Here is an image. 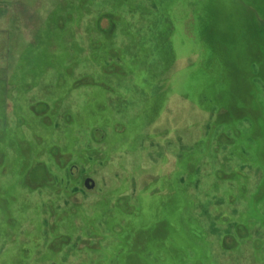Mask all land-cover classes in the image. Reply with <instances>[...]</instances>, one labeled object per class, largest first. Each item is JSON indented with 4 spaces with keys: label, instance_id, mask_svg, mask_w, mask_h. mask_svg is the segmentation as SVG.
Masks as SVG:
<instances>
[{
    "label": "rangeland",
    "instance_id": "obj_1",
    "mask_svg": "<svg viewBox=\"0 0 264 264\" xmlns=\"http://www.w3.org/2000/svg\"><path fill=\"white\" fill-rule=\"evenodd\" d=\"M133 258L264 264V0H0V264Z\"/></svg>",
    "mask_w": 264,
    "mask_h": 264
},
{
    "label": "water",
    "instance_id": "obj_2",
    "mask_svg": "<svg viewBox=\"0 0 264 264\" xmlns=\"http://www.w3.org/2000/svg\"><path fill=\"white\" fill-rule=\"evenodd\" d=\"M85 186L87 189H92V187L95 186V183L93 182V180L91 178H87L85 180Z\"/></svg>",
    "mask_w": 264,
    "mask_h": 264
},
{
    "label": "snow or ice",
    "instance_id": "obj_3",
    "mask_svg": "<svg viewBox=\"0 0 264 264\" xmlns=\"http://www.w3.org/2000/svg\"><path fill=\"white\" fill-rule=\"evenodd\" d=\"M130 264H136V261L134 258L130 260Z\"/></svg>",
    "mask_w": 264,
    "mask_h": 264
},
{
    "label": "flooded vegetation",
    "instance_id": "obj_4",
    "mask_svg": "<svg viewBox=\"0 0 264 264\" xmlns=\"http://www.w3.org/2000/svg\"><path fill=\"white\" fill-rule=\"evenodd\" d=\"M84 185H85V182H84ZM86 187V186H85Z\"/></svg>",
    "mask_w": 264,
    "mask_h": 264
}]
</instances>
